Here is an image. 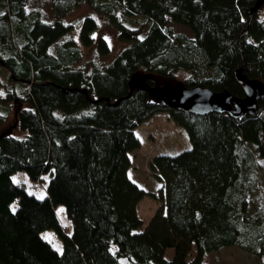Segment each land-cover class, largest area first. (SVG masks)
Masks as SVG:
<instances>
[{
  "label": "trees",
  "instance_id": "trees-1",
  "mask_svg": "<svg viewBox=\"0 0 264 264\" xmlns=\"http://www.w3.org/2000/svg\"><path fill=\"white\" fill-rule=\"evenodd\" d=\"M31 1L0 0V67L26 95L22 99L12 87L6 101L29 105L16 113L23 138L0 139V264H202L207 253L232 246L264 259V199L248 213L257 161L264 168V92L252 113L235 119L161 107L143 90L127 96L135 73L169 78L184 72L183 87L226 91L239 100L238 69L264 87V2L248 14L258 0H51L54 20L47 22L27 9ZM85 3L127 44L90 72L72 68L80 52L71 39L58 44L71 31L60 18ZM136 17L144 20L141 29L130 26ZM169 23L186 28L191 38L173 33ZM96 27L90 17L80 22L83 47L93 45ZM95 51L108 54L102 38ZM79 90L107 102L89 103ZM156 113L182 128L190 144L150 161L162 183L158 197L126 174L128 154L139 147L134 129ZM20 171L32 183L48 175L43 198L11 182ZM144 197L159 205L139 231L136 209ZM56 206L70 222L68 235ZM44 230L59 238L60 253L39 237Z\"/></svg>",
  "mask_w": 264,
  "mask_h": 264
},
{
  "label": "rangeland",
  "instance_id": "rangeland-1",
  "mask_svg": "<svg viewBox=\"0 0 264 264\" xmlns=\"http://www.w3.org/2000/svg\"><path fill=\"white\" fill-rule=\"evenodd\" d=\"M27 9H34L45 16L46 21L52 22L54 15L51 11V0H33L28 3ZM92 18L97 27L93 33V45L89 48L83 47L79 42V24L85 18ZM64 24L69 25L71 31L58 41V44L67 39H71L77 46L80 52L79 61L72 66L73 69L90 70L100 68L107 65L111 60L127 45L117 38V32L107 22V20L100 14H97L88 4H81L70 12L60 18ZM144 23L141 18H132L130 26L139 29L140 25ZM129 26V25H128ZM168 27L173 33L183 34L187 38H191L190 32L181 26L175 24H168ZM141 29V28H140ZM102 38L108 48V54L99 56L95 51V41ZM187 77L186 73L178 72L173 77L161 78L154 77L142 73H135L131 78L149 79L154 88L159 90L171 103H174L178 97L177 88L183 86V80ZM130 78V79H131ZM259 92L263 94L264 87L253 82ZM14 87L17 96L26 99V95H22L21 91L24 86L14 84L13 86L8 82V74L0 67V135L8 134L16 139L23 138V133L19 132L16 126V113L29 108L28 103H18L17 100L6 101L7 93ZM262 96V95H261ZM149 99L157 102L152 96ZM261 116L264 118V111ZM134 135L139 141L138 149L128 154L130 165L126 172L128 179L142 191L158 197L161 192L162 183L157 179L158 175L149 170V163L153 157L158 155L174 156L181 151L188 150L190 144L186 132L174 125L164 114L156 113L150 118L139 124L134 129ZM253 151V149H251ZM254 152V151H253ZM257 190L252 194L249 204L248 213L252 214L264 199V168L257 161ZM11 182L24 184L26 192L35 198L41 199L45 196V185L48 180V175H42L41 179L32 183L24 172H16L10 177ZM149 197L141 199L137 205L136 213L142 222V227L147 224L148 220L158 208L159 202ZM54 213L58 224L63 229L66 235L71 230L70 222L64 215L63 208L56 206ZM39 237L45 241L51 249L56 253L61 252V242L59 238L51 230H44L39 234ZM113 252L114 249L112 248ZM193 249L187 256L186 261H190L193 257ZM172 250H167L163 258L170 260ZM118 264H130L128 260L119 259ZM202 264H264V259L253 257L236 246L224 247L217 251L207 253L202 260Z\"/></svg>",
  "mask_w": 264,
  "mask_h": 264
},
{
  "label": "water",
  "instance_id": "water-1",
  "mask_svg": "<svg viewBox=\"0 0 264 264\" xmlns=\"http://www.w3.org/2000/svg\"><path fill=\"white\" fill-rule=\"evenodd\" d=\"M264 0H258L254 3L248 14L255 12L261 6ZM235 82L241 87L244 98L239 100L234 98L226 91L212 92L205 87L196 86L193 88H185L179 86L177 88L178 97L174 103H171L159 90L154 87L148 86L144 79L131 78L128 85V95L135 89L143 90L157 100L158 105L161 107L173 109L176 111H182L194 116H205L210 113L225 114L230 118H238L245 112H253L255 109L256 101L263 95L258 91L252 81L247 80L241 75V69H238L233 73ZM66 91H69L66 89ZM83 93L84 98L89 103H98L100 101H106V99H98L96 101L90 100L84 90H79ZM116 100L112 105L117 104ZM2 136L0 135V139Z\"/></svg>",
  "mask_w": 264,
  "mask_h": 264
}]
</instances>
